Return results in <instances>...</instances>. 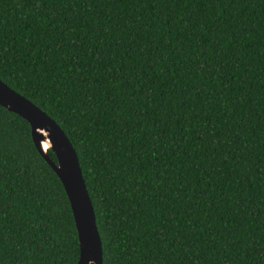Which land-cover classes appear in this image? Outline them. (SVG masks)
<instances>
[{"label": "trees", "instance_id": "16d2710c", "mask_svg": "<svg viewBox=\"0 0 264 264\" xmlns=\"http://www.w3.org/2000/svg\"><path fill=\"white\" fill-rule=\"evenodd\" d=\"M0 81L72 145L101 264H264V0H0ZM77 256L0 107V264Z\"/></svg>", "mask_w": 264, "mask_h": 264}, {"label": "water", "instance_id": "95a60500", "mask_svg": "<svg viewBox=\"0 0 264 264\" xmlns=\"http://www.w3.org/2000/svg\"><path fill=\"white\" fill-rule=\"evenodd\" d=\"M0 107L27 123L34 148L63 188L78 244V256L74 264H101V242L93 208L69 140L54 121L1 81ZM47 150L51 151L54 160L48 156Z\"/></svg>", "mask_w": 264, "mask_h": 264}]
</instances>
